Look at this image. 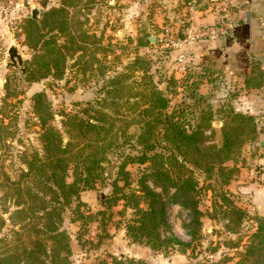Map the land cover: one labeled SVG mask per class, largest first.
<instances>
[{
    "label": "rangeland",
    "instance_id": "rangeland-1",
    "mask_svg": "<svg viewBox=\"0 0 264 264\" xmlns=\"http://www.w3.org/2000/svg\"><path fill=\"white\" fill-rule=\"evenodd\" d=\"M246 1L224 0L223 16L218 22H231L228 14L231 9H240L238 18L240 22L243 21L242 9ZM59 5L60 0H0V205L8 178H17L19 171L25 167L23 156L27 153L30 155L34 149L41 151L38 140L40 128L33 112V95L41 91L46 94L52 109L57 112L52 123L60 128L59 111L80 112L87 103L104 96L110 78L125 71L128 61L138 55L147 60L155 88L161 90L167 99L166 116L180 119L185 128L190 129L199 120L200 111L211 113L213 116L205 134L208 142L220 146L224 119L221 111L233 109L254 116L257 136L243 144L234 161L225 162L226 166H234V175H231L228 184L225 176L217 172L212 176H207L206 172H195L200 187L199 208L202 211L197 241H191L183 226L188 210L172 200L166 202L161 235L175 237L188 245H172L161 251L143 243L131 242L126 236L125 224L133 216V209L123 200L116 205L109 204L114 196L112 182L118 176L121 155L138 154L139 147L136 149L131 145L134 146L139 128L132 125L125 137L121 138L119 150L108 155L106 170L95 188L82 191L79 195L83 203L81 209L92 214L84 230V245L77 242L79 222L71 221L69 208L64 212L62 228L68 230L71 237V264H113L112 261L121 256L140 259L147 264H236L238 253L244 249L256 228L255 218H264V209L260 208L261 204L264 205L261 199L264 198V163L257 160L264 156V83L262 88L250 89L245 85V78L254 72L252 68H258L255 62L264 67V18L260 20L261 27L250 29L249 36H246L248 40L245 39L249 43L245 41L246 44L241 45L236 56L233 55L240 73L243 72L234 76L224 68H218L215 61L217 52L204 62L201 58L191 61L188 55L185 64L172 66L174 62L170 50L173 46L170 40H181L186 46H190L189 42L200 40L183 41L193 21L186 9V0H78L77 7L71 13L79 30L86 31L89 40L78 41V50L72 58L66 56V68L61 79L47 75L31 81L22 73L26 61L31 60L35 53L26 39L27 32L34 28L29 20L40 19L42 12ZM32 9H37L36 18L32 17ZM247 23L250 24V14ZM197 28L194 26V29ZM48 29H43L46 37L50 34ZM79 30L76 31L77 38ZM228 35L229 31H226L208 38ZM66 41V37L59 36L61 44ZM12 44L16 45L22 56V67L8 64L7 51ZM220 49L224 53L219 50L218 55L225 62L229 58V51L223 47ZM31 66L35 67L34 64ZM249 68L250 71L244 74L243 70ZM141 74V71H136L135 76ZM132 80L133 77L128 79L130 82ZM162 132L163 125L160 124L154 137L158 148L163 144L160 141ZM144 168L138 163L126 166L129 184L118 181L124 192L137 188V180L144 173ZM237 177L247 182L253 180L257 187L262 188L261 191L252 189L244 195L233 192L228 185ZM156 190L160 191L159 188ZM220 191L245 212L240 224L229 221V211L224 209L226 204L221 199ZM104 199L106 203L102 205ZM11 203L6 201L9 211L15 208ZM74 205L75 202L71 204L72 207ZM11 227L8 222L0 237Z\"/></svg>",
    "mask_w": 264,
    "mask_h": 264
},
{
    "label": "trees",
    "instance_id": "trees-1",
    "mask_svg": "<svg viewBox=\"0 0 264 264\" xmlns=\"http://www.w3.org/2000/svg\"><path fill=\"white\" fill-rule=\"evenodd\" d=\"M77 5L78 0H60L59 6L42 12L40 19L29 20L34 28L27 32L26 39L35 53L23 67L26 78L37 81L51 75L61 79L66 56L72 58L78 50V41L89 40L86 31L79 30L73 19L71 12ZM45 28L50 32L47 37L43 34ZM59 36L66 37L65 44L59 42ZM255 63L257 70L253 67V74L245 78V85L250 89L262 88L264 83V67ZM125 69L110 78L104 96L87 103L80 112L59 111L60 128L52 123L57 112L46 94L41 91L33 95L41 151L34 149L30 155L23 156L25 167L17 178H8L1 196L0 232L8 222L12 227L0 237V264H71V237L69 231L62 228L64 212L69 208L71 221L79 222L77 242L84 245V230L92 214L81 209L83 203L79 195L95 188L106 170L108 155L119 150L121 138L132 125L139 128L134 146L131 145L139 147L138 154L121 155L119 173L112 182L114 196L109 200L110 205L123 200L133 209V216L125 224L126 236L131 242L143 243L154 250L188 245L175 237L161 235L166 202L172 200L188 210L183 226L191 241L198 240L202 211L195 172H206L207 176L217 172L225 176L228 184L234 175V166H226L225 162L234 161L243 144L256 138L254 116L233 109L221 111L224 118L222 142L217 146L208 142L205 134L211 113L200 111L199 120L186 129L180 119L164 114L167 99L155 88L145 58L134 56ZM136 71L142 74L137 77ZM132 77L133 80L128 81ZM160 124L163 125L160 138L163 144L158 148L154 137ZM132 163L143 165L144 173L138 178L135 190L124 192L118 181L129 184L126 166ZM220 195L226 204L224 209L229 211L226 214L229 221L240 224L245 212L229 201L225 193L220 191ZM6 201H11L15 208L9 211ZM105 203L104 199L101 204ZM255 220L256 228L238 253L236 264H264V218L258 216ZM112 262L147 264L124 256Z\"/></svg>",
    "mask_w": 264,
    "mask_h": 264
},
{
    "label": "crops",
    "instance_id": "crops-1",
    "mask_svg": "<svg viewBox=\"0 0 264 264\" xmlns=\"http://www.w3.org/2000/svg\"><path fill=\"white\" fill-rule=\"evenodd\" d=\"M210 1L208 2H202V0H199V6L197 7L196 11L192 14L189 13L190 18L193 19L191 22V25L195 27L199 26H209L211 24H214V22H218L219 18L223 16L221 13L222 10H224V0H205ZM215 1V2H214ZM232 1V0H229ZM245 7L242 9V13L244 15L243 21L240 22L238 18V13L241 12L236 9H231V12H228L229 18L231 19L230 23L233 28L228 29L229 35L228 37H215V38H203L197 41L189 42L188 44L190 46H186V44H183L181 40L177 41L178 45L173 47L172 50H170V55L172 56V64L177 66L181 65L182 63L185 64L188 58H190L191 61H195L198 59H203L202 61H207L206 59L213 57V53L217 52L215 54V61L218 65V68L221 67L225 69V71L229 72V75H238L243 74V72L240 73V67L237 64L236 57H233V55L236 56L237 50L241 47V45H245V39L248 40L246 36H249L250 29L254 30L257 27H261L262 23L260 20L264 18V0H247ZM246 11H249L250 14V24L245 21V13ZM235 29V30H233ZM235 32V33H234ZM254 32V31H253ZM247 44L249 41H246ZM224 48L225 51H229L228 55L229 58L224 62V59H220L218 55V51L220 50L221 53H224V51H221L220 48ZM246 47V46H245ZM250 51V48H249ZM193 55H190V54ZM220 53V54H221ZM179 54H183L184 56V62L179 63L177 61V56ZM208 55V56H207ZM217 59V60H216ZM189 60V61H190ZM201 64H204V63ZM249 65V63H248ZM244 69V74H247L250 71ZM262 145L264 147V142L262 141ZM259 163H264V156L257 159ZM259 173V172H258ZM259 176V174H257ZM259 178V177H258ZM229 189L233 192H238V194L244 195L248 191H251L252 189H255V191H261L262 188H259L255 185L253 180H250L247 182V180H243L241 177H237L236 179L232 180V183L228 185ZM264 197V196H263ZM261 198V197H260ZM262 202H264V198H261ZM259 202V201H258ZM260 203V202H259ZM261 209H264V205L261 204Z\"/></svg>",
    "mask_w": 264,
    "mask_h": 264
},
{
    "label": "built area",
    "instance_id": "built-area-1",
    "mask_svg": "<svg viewBox=\"0 0 264 264\" xmlns=\"http://www.w3.org/2000/svg\"><path fill=\"white\" fill-rule=\"evenodd\" d=\"M199 6V0H186V9L188 10V14H192L196 11L197 7ZM232 26L230 22L227 21H219L216 25H209V26H199L197 29H194V26L191 25L190 28L187 30V35L185 40L183 41H189L190 39H203L208 37H213L216 35L224 34V32L228 31V29L231 30ZM171 46L175 47L178 45V42H176L174 39L170 40ZM184 60L183 54H179L177 56V61L179 63H182Z\"/></svg>",
    "mask_w": 264,
    "mask_h": 264
},
{
    "label": "water",
    "instance_id": "water-1",
    "mask_svg": "<svg viewBox=\"0 0 264 264\" xmlns=\"http://www.w3.org/2000/svg\"><path fill=\"white\" fill-rule=\"evenodd\" d=\"M246 22H249V12H246ZM32 17L36 18L37 17V9H32ZM8 56H9V65L15 66L16 64H18L20 67H22V56L21 54L18 53V49L16 47V45L12 44L9 46L8 48ZM23 71V68H22Z\"/></svg>",
    "mask_w": 264,
    "mask_h": 264
}]
</instances>
